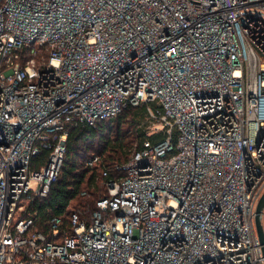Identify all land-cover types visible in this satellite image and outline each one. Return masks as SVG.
<instances>
[{"label":"built area","instance_id":"2783aa9c","mask_svg":"<svg viewBox=\"0 0 264 264\" xmlns=\"http://www.w3.org/2000/svg\"><path fill=\"white\" fill-rule=\"evenodd\" d=\"M141 104L167 138L34 231L69 130ZM263 194L264 0H0V264H264Z\"/></svg>","mask_w":264,"mask_h":264},{"label":"trees","instance_id":"16d2710c","mask_svg":"<svg viewBox=\"0 0 264 264\" xmlns=\"http://www.w3.org/2000/svg\"><path fill=\"white\" fill-rule=\"evenodd\" d=\"M156 108V104L150 105ZM149 105L129 106L119 115L96 125L81 124L69 130L67 152L59 179L45 198L25 201L23 216L34 219L33 230L49 233L51 220L61 218L62 228H70L73 214L91 223L97 201L107 195L105 181L121 176L117 166L125 164L146 141L157 144L167 138L165 130H150L158 123L149 117ZM126 128V129H123ZM115 133V134H114ZM48 151L34 158L33 168L44 164ZM99 155L95 167H87V158ZM107 171L105 177L103 173Z\"/></svg>","mask_w":264,"mask_h":264},{"label":"water","instance_id":"95a60500","mask_svg":"<svg viewBox=\"0 0 264 264\" xmlns=\"http://www.w3.org/2000/svg\"><path fill=\"white\" fill-rule=\"evenodd\" d=\"M264 208V194L262 195L257 209H256V218H255V223H256V229L258 233V238L260 241V244L262 245V251L264 255V229L262 225V210Z\"/></svg>","mask_w":264,"mask_h":264},{"label":"rangeland","instance_id":"374dc122","mask_svg":"<svg viewBox=\"0 0 264 264\" xmlns=\"http://www.w3.org/2000/svg\"><path fill=\"white\" fill-rule=\"evenodd\" d=\"M150 117V116H149ZM156 128H158V129H161V126L158 124V126L157 127H155V128H151V130H150V132L149 133H151V131H152V133L156 130ZM123 129H126V128H123ZM155 129V130H154ZM115 134V133H114ZM264 222V219L262 218V223Z\"/></svg>","mask_w":264,"mask_h":264}]
</instances>
